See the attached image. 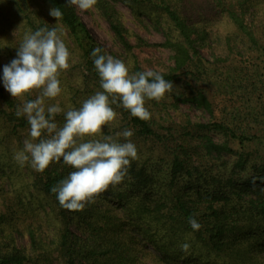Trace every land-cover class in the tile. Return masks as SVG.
Returning a JSON list of instances; mask_svg holds the SVG:
<instances>
[{"label": "trees", "instance_id": "1", "mask_svg": "<svg viewBox=\"0 0 264 264\" xmlns=\"http://www.w3.org/2000/svg\"><path fill=\"white\" fill-rule=\"evenodd\" d=\"M15 1L14 15L23 21L25 31L48 27L35 0L30 4L33 9L30 0ZM41 1L49 10H61L63 15L57 21L75 43L84 75L101 90L91 52L99 47L101 54L109 53L90 34L77 6L67 0ZM113 1L127 5L138 23H152L161 30L164 40L151 45L173 53V67L161 72L166 80H177L181 74L197 82L212 77L208 71L213 64L200 53L202 48H213L212 44L228 52L240 47L250 49L252 45L259 56L264 55V0H96L93 7L98 15L107 21L115 40L130 53L133 45ZM16 24L17 20L0 4V35ZM220 24L228 26L218 30ZM18 44H9V50ZM228 55L213 58L224 63ZM129 71L145 69L135 61ZM251 74L245 75L247 80L253 77ZM248 83L245 85L258 87V82ZM0 100V118L11 132L29 130L26 119L16 116L21 103L5 94L1 83ZM175 100L179 97L175 96ZM183 101L212 115L211 102L200 89ZM246 101L242 106L249 111ZM153 102L147 100L146 104ZM160 102L155 106L157 114L166 113L160 107L166 105ZM113 105L123 117V129L133 130L130 139L141 155L131 161L119 184L96 194L82 210L64 209L51 191L73 171L70 166L61 160L50 163L42 172L31 167L32 186L47 198L59 223L49 239L28 228L29 245L23 248L15 243V210L11 205L5 206L0 211V264H264V187L260 180L264 177V161L255 163L244 156L254 140L264 148V101L260 99L249 117L242 115L240 123L234 111L231 118L225 115L216 122L214 125L223 136L221 142H215L208 134L201 136L199 158L219 160L226 153L238 156L230 172L225 173L229 167L224 164L226 169H220L219 176L211 169L213 161L203 166L200 162L194 164L192 156L197 154V145L180 135L175 137L169 130L158 131L161 125L157 116L151 114L149 120H141L132 117L119 102ZM63 120V113L56 116L58 124ZM117 129L105 128L104 133L123 130ZM153 141H157L156 146L148 145L140 152L141 145ZM247 168L256 173L255 181L239 177L238 172ZM190 218L200 223L199 230L190 227Z\"/></svg>", "mask_w": 264, "mask_h": 264}, {"label": "rangeland", "instance_id": "2", "mask_svg": "<svg viewBox=\"0 0 264 264\" xmlns=\"http://www.w3.org/2000/svg\"><path fill=\"white\" fill-rule=\"evenodd\" d=\"M31 2L33 0H30L29 5ZM34 2H37L41 7L43 18L48 22V27H57L61 30L59 34H61V38L70 52L69 67L62 70L58 77L62 91L54 99L46 98L45 105L58 102L64 111L73 108L76 104V106L80 107L85 99L96 91H99V89L95 88L93 81L91 79L88 81V78L84 75V66L79 61L78 50L75 48V43L68 36L65 27L49 15L50 10L46 4L41 0H35ZM0 4L4 5L6 12L17 20L16 25H10L7 28V32L0 35V74H2L3 66L16 56V49H14L16 47L10 51L9 44L19 43L18 39L22 38L27 30L25 31L24 29L23 21L14 15V8L17 5L15 0H0ZM113 5L118 10L120 21L126 28L129 40L133 45L130 53L115 40L107 21L98 15L94 7L86 11H82L77 7L81 20L105 51L109 55L121 59L129 68L134 66L135 61H139L140 66L145 70L152 69L166 72L173 67L172 51L168 48L151 45L152 43H159L164 40L161 30L152 23H138L134 20L131 11L124 3L113 1ZM30 8H34L33 4L30 5ZM262 24L264 26V23ZM227 26L228 24H220L218 30H223ZM212 38L215 37L212 36ZM139 39L141 40L140 43ZM212 47L211 49L208 47L200 49L202 57L214 66L209 65L208 75L212 77L206 79V81L200 80L197 82L181 74L177 80H170L173 83V89L170 92H166L164 97L159 101L154 100L153 103L145 104V107L152 115L157 116V120L161 125L158 131L168 133L169 130L175 137L176 135H180L186 138L190 144L197 145V154H193L192 156L194 164L197 165L200 162L203 166L207 162L211 163L213 161L211 169L219 176L220 169L224 170L229 167L225 170V173L230 172L231 165L236 161L238 156L226 153L221 155L219 160L210 159L208 161L205 157L199 158L198 155L201 149L200 138L203 134H208L215 142H221L223 136L216 129L214 125L216 122L223 119L225 115L231 118V113L234 111L235 117H237L240 123L242 115L249 117V114L253 113L254 107L258 105L260 99L264 101V55L259 56L252 45L250 49L244 50V48L240 47L233 52H228L226 49L215 44H212ZM224 52L229 54L224 63L218 62L216 58H213V55L226 56L227 54ZM254 67H256V71L251 72ZM180 72L177 71L176 73L180 74ZM249 73H252L251 76L253 77L247 80L245 75ZM248 81L258 82L256 84L258 87L254 89L250 85H245ZM0 83L2 84V82ZM199 89L210 100L212 115L201 107H196L183 101L184 98H188L190 93ZM3 90L5 94L16 99L21 105L29 99L27 95L23 98L13 97L4 87ZM78 91L80 92L78 93ZM37 94L36 91H33L28 96L34 99ZM175 96L179 97L177 102ZM160 101L166 105L164 108L160 106L167 111L166 113L157 114L155 106L158 102L161 103ZM245 101L247 102L245 104L249 107V111L246 110L245 106H242ZM112 107L116 111L117 117L107 127V130L113 128L122 130L124 124H121L120 121L123 120V117L114 105ZM236 108L239 110H236ZM240 110L242 112L241 115ZM262 110V118L264 119V109ZM2 118H0V211H4L7 205L13 206L15 210V223L18 227V230L14 234L15 243L24 248L29 245L28 228L34 229L38 234H42L49 239L52 238L53 230L57 227L59 221L57 219L58 216L56 217L55 215L56 211L49 207L47 198L32 186L33 177L30 163L26 162L24 166H21L14 159L15 152L23 148V143L28 138L29 130H22L19 134H15L11 132L10 127ZM187 120L190 122L188 123ZM254 127L257 128V126ZM188 134H191V136ZM148 145L156 146L157 141L149 144L146 143L144 147L141 145L142 149H140V152L145 151V147H149ZM246 151L244 156H246L247 161L254 160L255 163L264 161V148L259 141L254 140L251 142L246 147ZM138 154L141 155L139 151ZM224 164L226 168H223ZM255 166L258 168L257 164ZM251 169L247 168L246 171H239V177L255 181L256 173L254 175ZM260 180L262 187H264V177H261ZM54 264L57 263L55 262Z\"/></svg>", "mask_w": 264, "mask_h": 264}, {"label": "clouds", "instance_id": "3", "mask_svg": "<svg viewBox=\"0 0 264 264\" xmlns=\"http://www.w3.org/2000/svg\"><path fill=\"white\" fill-rule=\"evenodd\" d=\"M67 3L86 11L96 0H67ZM49 15L58 20L63 13L52 8ZM60 32L57 27L26 31L16 46V56L3 66L0 82L13 97L38 93L17 108L16 116H23L30 127L28 138L23 148L15 152L14 159L21 166L30 163L40 172L54 161L62 160L70 166L73 171L51 191L64 209L82 210L96 194L119 184L131 161L138 156L137 147L130 139L134 135L132 129L104 133L117 117L112 105L119 102L132 117L149 120L151 113L145 107L146 101H159L173 89V83L152 69L130 72L121 59L101 54L102 49L97 47L91 56L101 90L78 108L64 111L58 102L46 106V98L60 95L59 73L69 67L70 52ZM60 113L64 116L62 124L56 121ZM189 224L193 230L201 227L195 218H190Z\"/></svg>", "mask_w": 264, "mask_h": 264}]
</instances>
